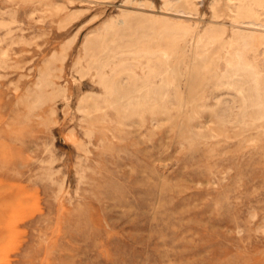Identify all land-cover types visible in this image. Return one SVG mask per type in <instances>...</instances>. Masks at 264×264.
Returning <instances> with one entry per match:
<instances>
[{
	"label": "rangeland",
	"instance_id": "374dc122",
	"mask_svg": "<svg viewBox=\"0 0 264 264\" xmlns=\"http://www.w3.org/2000/svg\"><path fill=\"white\" fill-rule=\"evenodd\" d=\"M0 264H264V0H0Z\"/></svg>",
	"mask_w": 264,
	"mask_h": 264
},
{
	"label": "bare ground",
	"instance_id": "6f19581e",
	"mask_svg": "<svg viewBox=\"0 0 264 264\" xmlns=\"http://www.w3.org/2000/svg\"><path fill=\"white\" fill-rule=\"evenodd\" d=\"M248 13H249V11H248ZM128 20H130V19H128ZM153 30H154L153 26H148V28H147L148 32L153 34L154 33ZM165 31L168 32L169 35H172L174 37V40H177V41H178L179 38L187 35V32H185V31H183L181 29L172 28V29L168 30V29L165 28L164 32ZM213 41H214V35L213 34H208L206 36V38H205V45L208 46L211 43H213ZM88 43H90V42H88ZM110 48H112V47H110ZM249 48H251L249 39L245 38L243 36L240 37V48L237 49V50L235 49L234 58H235L236 66L239 69V71H241V72H243V73H245L247 75V78H248L249 82L251 84H253L254 91L258 92L259 91L260 82H259L257 69L255 67H253V66H249L247 64V62H246L245 54H246V51L249 50ZM129 54L132 55L133 57H138V58L149 57V59H153V60L154 59L158 60L160 57H162V53L160 54V52L158 50H155V49H149V50H145V51H134V52H131ZM148 63H149V60H148Z\"/></svg>",
	"mask_w": 264,
	"mask_h": 264
}]
</instances>
